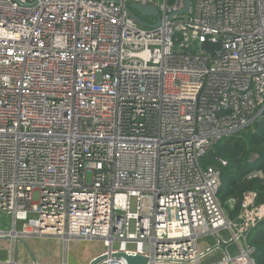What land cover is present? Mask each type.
Returning <instances> with one entry per match:
<instances>
[{
	"label": "built area",
	"instance_id": "2783aa9c",
	"mask_svg": "<svg viewBox=\"0 0 264 264\" xmlns=\"http://www.w3.org/2000/svg\"><path fill=\"white\" fill-rule=\"evenodd\" d=\"M137 6L160 24H137L127 7L157 22ZM182 7L0 0V218L11 220L0 247L52 237L102 242L99 264H127L113 255L125 252L147 264H255L246 235L264 204L244 193L228 218L220 167L200 161L264 110V0ZM205 41L220 51L200 50ZM208 235L216 244L199 250ZM219 238L238 250L204 262Z\"/></svg>",
	"mask_w": 264,
	"mask_h": 264
},
{
	"label": "trees",
	"instance_id": "16d2710c",
	"mask_svg": "<svg viewBox=\"0 0 264 264\" xmlns=\"http://www.w3.org/2000/svg\"><path fill=\"white\" fill-rule=\"evenodd\" d=\"M218 160L226 162L221 166ZM203 166L220 167L221 185L216 198L233 219L240 207L244 193L255 194V203L264 204V110L248 128L224 137L216 143L213 151L204 156ZM259 172L255 178L248 175ZM235 200L234 210L229 211L227 201ZM247 245L253 249L255 264H264V221L246 235Z\"/></svg>",
	"mask_w": 264,
	"mask_h": 264
},
{
	"label": "rangeland",
	"instance_id": "374dc122",
	"mask_svg": "<svg viewBox=\"0 0 264 264\" xmlns=\"http://www.w3.org/2000/svg\"><path fill=\"white\" fill-rule=\"evenodd\" d=\"M10 222L11 220L9 217H2L0 218V227L2 229H7L11 226ZM221 234L224 233L222 232ZM213 237V235L201 237L199 245L205 244L213 247L211 246L212 243L215 242V237ZM241 245H243V242H241ZM231 246L229 254L234 255L238 247L236 245ZM103 250H105L103 243L98 241L79 242L76 240H69V242L66 243L61 239L52 237L45 239L43 237H31L25 240L24 243H19L15 247V258L31 264L32 261L30 257L32 256L36 261L41 260L38 261V264L44 263V261H46L47 264H55L57 262L56 256H58V258L62 260L66 259L68 264H88L89 262L85 261L87 256Z\"/></svg>",
	"mask_w": 264,
	"mask_h": 264
},
{
	"label": "water",
	"instance_id": "95a60500",
	"mask_svg": "<svg viewBox=\"0 0 264 264\" xmlns=\"http://www.w3.org/2000/svg\"><path fill=\"white\" fill-rule=\"evenodd\" d=\"M134 10L136 11L137 14H140L142 16H147V17H155L157 18V22L154 25H149L143 22L139 17L137 18L135 14H133L127 7L128 14L131 16V18L139 25L150 27V28H156L160 22H161V17L159 14L155 13L153 8L150 6L146 7H133ZM190 8V0H183V7L179 10L176 11L175 13L178 15L185 14L188 9ZM221 44L219 41L217 42H209L205 41L201 43L200 45V50H203L206 53H209L210 55L214 56V54H217L220 51ZM9 240V238H7ZM17 242L24 243L22 240H17ZM219 246H215L221 249V251L226 254V247L229 245L227 242H224L220 238L218 239ZM117 258H122L126 260L127 264H147L148 258H143L142 256L139 255H130L128 253H116L113 254ZM106 256L105 255H99L91 261H89L88 264H99L103 260H105ZM30 260L32 261V264H38V262L31 256Z\"/></svg>",
	"mask_w": 264,
	"mask_h": 264
},
{
	"label": "crops",
	"instance_id": "0c3cea01",
	"mask_svg": "<svg viewBox=\"0 0 264 264\" xmlns=\"http://www.w3.org/2000/svg\"><path fill=\"white\" fill-rule=\"evenodd\" d=\"M222 233V232H221ZM220 233V237L223 239V240H225V241H227L230 237H229V234H227L226 232H223L224 234H221ZM214 238V237H213ZM30 239V238H29ZM45 239V238H44ZM216 239V238H215ZM214 239V243H212V245L211 246H214L215 244H216V242H217V240H215ZM25 240H27V239H25ZM25 240H22L23 242H25ZM77 241V240H76ZM69 242V241H68ZM79 242H81V241H79ZM2 244H1V247H0V262H4V261H7V260H13V261H15V263H17V264H29V262H26V261H23V260H17L15 257H16V255H15V247L20 243V242H17V241H15V242H9L8 240H4V241H2L1 242ZM205 247H210V246H208V245H205V244H201V245H199L198 246V249L200 250V249H204ZM231 245H228L227 247H226V252H228L229 253V250L231 249ZM219 251H215V252H213V253H211V254H209L206 258H205V260H204V262H206V263H210V262H216V261H219L220 259H222L224 256V253L221 251V249L219 248L218 249ZM105 252V250H103V251H101V252H98V253H93V254H91V255H89V256H87V259H85V261H91V259H93V258H95V257H97V256H99V255H102L103 253ZM20 258V257H19ZM25 260H26V258H25ZM56 260H57V262L55 263V264H68V261L66 260V259H64V260H62L61 258H58V256H56ZM38 261H41V260H38ZM37 261V262H38ZM43 262V261H42ZM31 264H32V262H31ZM41 264H47L46 263V261H44V263H41Z\"/></svg>",
	"mask_w": 264,
	"mask_h": 264
}]
</instances>
